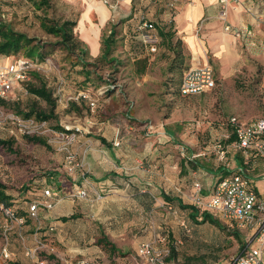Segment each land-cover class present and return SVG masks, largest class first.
I'll return each mask as SVG.
<instances>
[{
    "label": "rangeland",
    "instance_id": "374dc122",
    "mask_svg": "<svg viewBox=\"0 0 264 264\" xmlns=\"http://www.w3.org/2000/svg\"><path fill=\"white\" fill-rule=\"evenodd\" d=\"M92 3L106 6L105 0H53L52 7L44 11L37 10L28 0H0V25L35 38L32 45L40 46L41 51L47 54L23 86L27 94L20 93L18 101H7L9 111L34 124L23 131L9 124L0 128V139L11 141L16 151L4 152L11 164L5 160L10 167L5 170L7 165L2 166L0 160V179L11 187L14 183L22 185L27 179L28 186L8 191L13 199L12 207L20 216L34 200L41 199L42 191L47 187L56 192L59 200L50 212L42 211L44 216L49 217L53 213L55 218L52 221L42 218V228L38 231L42 248L38 250L37 257H27L24 253L26 247L36 246L35 222L28 220L23 231L27 239L21 240L17 232L11 233L13 258L5 259L0 253V264H80L89 257H92L89 262L93 264H119L127 259L137 261L136 251L143 240L163 238L170 249L169 264H232L244 249L242 241L233 235L235 231L214 214L211 215L222 228L199 223L202 219L200 214L194 220L190 210L180 208L178 203L166 202L162 192L167 193V169H175L176 165L178 174L182 161L190 173V188L193 189L198 181L202 183L203 191L211 189L222 175V168L234 167L235 164L232 156L226 163H221L213 151L214 138L221 125L232 116L243 121L264 117V0L234 3L236 8L240 6L238 12L248 23L252 34L250 38L235 36L232 49L225 57L207 58L206 64L216 72V86L197 95H182L180 92L185 69L167 73V58L161 52L149 55L147 50L141 46L139 49L129 40L137 33L129 24L127 26V22L140 9L141 13L136 16H147L160 5L165 10L166 0H150L141 7V3L132 0L128 16L111 17L104 25L100 24L94 12L92 22L96 24L101 44L97 58L92 57L90 45L82 40L79 32V20L88 4ZM44 16L56 22L66 19L78 21L74 33L83 41L87 51L85 67L58 44V38L41 28ZM111 30L115 31L112 50L103 59L104 40ZM229 32L234 34L232 30ZM159 48H164L162 43ZM134 50L141 52L140 55ZM27 52L28 48H23L9 56L1 55L0 63L5 64L14 58H29ZM105 83L114 85L115 96L100 99L96 96V88ZM41 85H45L56 99L58 120L43 122L35 116L25 117L33 105L41 110L49 109L44 100L30 92L31 87ZM86 89L93 99H98L95 111L91 110L90 101L80 96ZM147 124L154 125V130L149 131ZM68 126L77 132V136L93 141L90 145L92 152L83 160L86 163L84 172L101 173L100 165L113 169L118 175L114 184L106 186L91 180L92 185L85 187L88 197L83 200L73 196V188L61 189L45 178L47 169L57 166L71 172L66 166L65 154L58 151L63 143H55L56 134ZM131 127L136 129L131 130ZM116 131L118 140L117 136L113 138ZM33 135L47 140L49 148L29 143L26 136ZM99 136L106 140L114 139L113 148L95 138ZM74 152L78 157L76 150ZM99 160L103 163L99 164ZM255 173L260 174L261 170L258 168ZM37 174H40L35 179L37 183L29 181ZM148 178L153 182L150 185ZM254 188L264 197V179L257 181ZM179 194L184 203L190 204L188 196ZM73 214L79 219V232L75 236L69 234L66 226L56 223ZM5 221V217L0 215V245L4 241L2 230ZM68 223L74 224L75 221ZM240 234L245 243L246 233ZM104 236L116 246L115 250L108 245L105 247V243L99 244L98 240H103ZM92 238L96 242H91ZM92 245H97L101 252L84 255L81 250Z\"/></svg>",
    "mask_w": 264,
    "mask_h": 264
},
{
    "label": "built area",
    "instance_id": "2783aa9c",
    "mask_svg": "<svg viewBox=\"0 0 264 264\" xmlns=\"http://www.w3.org/2000/svg\"><path fill=\"white\" fill-rule=\"evenodd\" d=\"M118 1L124 3L132 0ZM177 1L168 0L171 11L176 8ZM239 2L240 0H219V18L225 22V30L227 31L233 27L229 22L230 5ZM138 30L142 33L145 50L150 55L157 53L160 38L156 24L142 18ZM38 66V61L24 57L14 58L5 64L0 63V100L18 101L20 93L27 94L23 86L30 80L32 73L38 70ZM215 85L213 67L210 64L197 65L185 71L180 92L182 95H197L212 90ZM112 87L114 88V85ZM108 90V86H101L95 95L101 99V96ZM90 93V91H84L80 96L88 99L91 110L95 111L98 107V99H93ZM30 123L21 120L14 112L0 105V128L9 124L16 125L20 131H23L29 125L34 124V122ZM146 126L149 131L154 130L155 127L152 124ZM72 129L69 126L66 127L65 131L56 134L55 139V143L57 141L60 144L63 143L58 147V151L65 154L66 166L69 171L84 167L83 162L78 159L73 150L77 132ZM76 131L79 129L76 128ZM213 151L221 163H226L230 156L235 161L236 156L239 155L243 159V164H234V167L226 168L228 173L216 181L207 195L203 193L202 183L195 182L188 195V200L191 205L199 210L200 215L204 212L214 214L229 229L246 233L244 249L232 264H264V197L254 188L257 180L249 176V170L258 164L259 159L264 162V117L249 121H243L237 116L230 117L221 125L220 132L214 138ZM1 157L0 155L2 166L7 165L5 159L3 157L1 159ZM4 169L9 170V165L4 166ZM73 191H75L73 196L78 200L88 197V191L85 187L74 186ZM177 191L184 196L181 190L178 189ZM58 203L56 192L51 187H47L42 191L41 199L34 200L28 206L26 216H20L13 207L1 204L0 215L6 220L2 230L4 241L0 245L1 256L9 260L13 258L10 249V234L17 232L21 240L25 241L27 238L23 235V231L27 227L28 219H30L35 222L36 246L26 247L24 253L27 257H37L38 250L42 248L41 242L38 240V231L42 228L43 222V217L40 214L42 211L50 212ZM51 230L54 228L51 227ZM136 256L138 264H169L170 249L165 238L144 240L138 245ZM80 264L93 263L82 261Z\"/></svg>",
    "mask_w": 264,
    "mask_h": 264
},
{
    "label": "crops",
    "instance_id": "0c3cea01",
    "mask_svg": "<svg viewBox=\"0 0 264 264\" xmlns=\"http://www.w3.org/2000/svg\"><path fill=\"white\" fill-rule=\"evenodd\" d=\"M106 1L108 2V4ZM134 1L141 3L139 5V7H141L145 2H149L150 0H134ZM166 1H167V5H166L167 9L165 8V10H163L160 5L159 9L158 8L154 9L150 13H148L147 14L148 17L147 16H143V17L145 19H148L156 23V25L163 32L171 33L172 34L171 42L173 43L174 46L177 41H180L182 43L184 61L181 66L182 68L181 71H183L184 68H190L192 66L206 64V60L209 56H213L214 58L225 57L226 53H229V51L232 49L231 44L233 41H235V36H237V34H240V36L237 37L243 36V38L245 37L250 38L252 34L249 29L248 23L245 22L244 18L240 16V12H238L240 6L236 8L234 4L230 5L229 21L233 26L231 30L234 33L231 34L229 31L225 30V22L219 18V14H220L219 0H178L175 6L176 8L173 11H171L168 6V0ZM129 2L131 3L132 1ZM129 2L120 3L118 0H105L106 6L104 5L97 6L94 3L88 4V6L92 5V8H90L86 17H84V14H86L87 9L85 10L83 16L79 20V25H80V21L84 18V22H86V34L85 35L82 34V40L90 45L92 50V54H91L92 57L97 58L101 52V46H100L101 44L98 41L99 39L98 29L95 28L96 24L92 22V14L95 12V14H97V19L99 20L100 24L104 25L107 21L110 20L111 17L120 18L123 16L125 17L128 16L130 14ZM139 11H140L139 13H141L142 10L140 9ZM138 14H135L134 17H132L127 22V26L129 24V26L133 27L134 30H136L135 28L140 19V16H136ZM89 26L90 28L87 29V27ZM125 32H127V29ZM158 35L160 38V42L158 46H160V44L162 43L164 48L163 49L159 48L157 54L161 52L164 58H167V73H169L168 67L172 59L175 57V54L170 50L168 42L167 44L163 43V38L160 35L159 31H158ZM9 61H11V59ZM214 74L216 79L215 69H214ZM113 96H115V94L110 96V98H112ZM130 129L135 130L136 128L131 127ZM130 132L131 131H128V133ZM114 135L113 138H116L117 131L114 133ZM113 140L114 139L107 138V142L111 141L109 143L110 146L108 147L113 148ZM92 144L93 141L90 140L89 138L83 139L81 138V136H77L76 142L73 147L74 150H76V152L78 153L79 160L83 162L84 167H82L83 170L75 169L69 173L65 169H63L67 172L66 176L76 186L89 187L92 185V181H94L96 184H99L100 186L114 184V182H116L115 178H117L118 175L113 172V169H105L102 168L100 165H98V168H100V170L103 169L101 173L91 172V174H88L87 171L84 172V168L86 167L85 165L86 163L84 161L86 156L92 152L90 148V145ZM98 162L99 164L103 163L100 160ZM183 164L184 162L182 161L181 171H179L178 174H176L177 173L176 165L174 166L175 169L172 170L167 169V194L168 195L171 194L172 195V196L170 195L171 197L177 199L182 198V196L177 191L178 189L184 193L185 197H187L192 191V188H190V184L188 181V177H190V173L188 172V170H186V168H183L184 166ZM55 168H53V170H55ZM62 176L63 175L60 174L59 175L60 179L53 182V184H55L57 187H62L63 185V182L61 180ZM220 177L218 179H220ZM262 179H264V177L259 178L257 181ZM151 183L153 182H150L148 178V184L150 185ZM209 192L210 189L207 190L204 189L203 191L204 194H208ZM42 216H44L43 212H42ZM45 218L52 221L53 218L55 217L53 216L52 213L51 216L49 217L47 216ZM78 220L79 219L76 217L73 219H68L66 221L64 219L62 221H56V223L66 226L68 228V231H70L69 234L71 236H75L76 232H79L78 229L79 224H77ZM68 221H75V223L71 224L68 223ZM60 237L64 239L63 236ZM91 242H96V239L92 238ZM81 251L84 252L83 253L84 255H90V256L101 252L97 245L86 247ZM91 258L92 257L84 258L82 261H86L90 263L89 261H92ZM119 264H138V262L136 260L134 261L127 259V261H124L123 263H119Z\"/></svg>",
    "mask_w": 264,
    "mask_h": 264
},
{
    "label": "trees",
    "instance_id": "16d2710c",
    "mask_svg": "<svg viewBox=\"0 0 264 264\" xmlns=\"http://www.w3.org/2000/svg\"><path fill=\"white\" fill-rule=\"evenodd\" d=\"M30 1L34 7L37 10H48L52 7V2L53 0H28ZM144 17H140L138 24L136 26V30H134L137 34L136 36L130 37V42L131 44L136 43L138 45V48L140 49L139 46H141L144 48L145 51V47L144 44L142 42V33L138 30L139 24L141 19ZM156 24V23H155ZM41 28L49 35H52L56 38H58V44H60L67 52L71 53L73 56H75L77 58L78 64H81L82 67H85L86 61H85V56L87 54L86 49L84 48V43L83 41L79 40L76 36H75V28L78 25V21L76 20H70V19H66L63 20L61 22H56V21H50L46 16L42 17L41 19ZM158 31L160 32V35L163 38V43L167 42L169 43V48L170 50L175 54V57L172 59L169 67H168V72L169 73H174L176 70L180 69L183 61H184V57H183V50H182V43L180 41H177L175 43V46L173 45V43L171 42L172 40V34L171 33H166L163 32L162 30H160V28L156 25ZM0 35L2 38V42L0 43V56L1 55H11V54H15L18 53L20 50H22L23 48H28V52H27V56L29 58H38V62L39 61H44L46 59L47 54L43 53L41 51V47L38 45H32L33 42L36 41L35 38H30L28 37L26 34L24 33H19V32H15L14 30H12L10 27H6L3 25H0ZM115 35V31L111 30L110 35L108 36L107 39L104 40V45H105V49L103 51V55L101 56V58L104 59V56L109 55L111 50H112V45H113V38ZM28 46H31V48H29ZM135 51V50H134ZM135 53L137 55H140L141 52H136ZM146 60V59H144ZM147 61V60H146ZM184 69H188V68H184ZM144 69H141V72H143ZM89 75V74H88ZM100 86H108L109 90L103 95L101 96V99H105L106 97H110L111 95L115 94L114 91H116L115 87L113 88L112 84L110 83H105V84H101ZM99 87H97L96 89H98ZM30 92L37 96L38 98L44 100L46 102V104L48 105L49 109L46 110H41L38 109L37 106L33 105L30 108V111L28 113L25 114V117L30 118L32 116H35L37 119L43 121V122H48L50 120H58V116L56 115V99H54L53 97V93L51 91H49L47 89V87L45 85H41L40 87H31L30 88ZM86 91H89L86 89ZM113 93V94H112ZM0 105L4 106L7 110H9L8 108V102L4 101V100H0ZM129 118H131L128 115ZM60 128V127H58ZM62 131H65V129H61ZM27 141L29 143H34V144H39L42 146H45L46 148H49V144L47 142V140L40 138L38 136H26ZM96 139L100 140L103 144H106L107 146H110V144L107 142V140L102 137H95ZM12 142L11 141H7V140H1L0 139V152H1V156L8 161V164H11L10 159H8L6 153H15L16 151L14 150L13 146H12ZM7 150V151H6ZM193 162V161H192ZM195 166V163H193ZM235 164L236 165H242L243 164V159L237 155L235 158ZM264 162L262 160L259 159V162L257 165L252 166L251 170H249V176L253 177L255 180H258L259 178L264 177L263 175V171H264ZM184 168V166H183ZM261 170L260 174H256L255 171H257V169ZM49 171H43L44 173L46 172V181H49L53 184V182H55L56 180L60 179L59 175L62 174V182L63 185L61 187V189H64L65 187L68 188H73L74 189V185L71 180H69V178L66 176V173L62 170V168L59 169V167L55 168V170L53 169H47ZM210 170V169H208ZM223 173L221 176H224L225 174L228 173V171L223 168ZM40 174L37 175H33V177H31V179H29V181L33 180L34 183H37V181L35 180L37 178V176H39ZM27 179L23 181L22 185H17L16 183H14L11 186L6 185L4 180H0V205L4 204L6 206H11L12 207V197L11 195H9L8 191L11 190H20L21 188L25 187V185H27ZM28 186V185H27ZM207 195V194H204ZM162 197L164 198V200L168 203H178L179 207L185 210H190L191 211V216L194 220H197V218L199 217V210L191 204H186L184 203L181 199H177V198H173L170 195H168L165 192H162ZM17 210V209H16ZM24 213L23 216L27 215V210L23 209ZM41 217L44 218V216H42V212L40 214ZM202 219L199 223L201 224H205V223H210L212 225H215L219 228H222V225L220 224V222L216 219H214V217L207 212L202 213L201 215ZM76 218L75 215H72L71 217H69L68 219H73ZM66 218H64V220H68ZM30 220V219H28ZM233 235H235L237 237L238 240L242 241V245L243 247L245 246V243L242 239V236L239 232H235L233 233ZM103 240H98L99 244H103L105 247H107L106 245L109 246V248L115 250L116 246L114 244H112L111 242H109L106 237L104 236L102 238ZM242 252V251H241ZM170 257V256H169ZM169 258H168V262H169Z\"/></svg>",
    "mask_w": 264,
    "mask_h": 264
},
{
    "label": "bare ground",
    "instance_id": "6f19581e",
    "mask_svg": "<svg viewBox=\"0 0 264 264\" xmlns=\"http://www.w3.org/2000/svg\"><path fill=\"white\" fill-rule=\"evenodd\" d=\"M90 8H92V5H89L87 8V12L86 14H84V17L87 16V13L89 12ZM79 32L83 35L86 34V22H84V18L80 21V25H79Z\"/></svg>",
    "mask_w": 264,
    "mask_h": 264
}]
</instances>
